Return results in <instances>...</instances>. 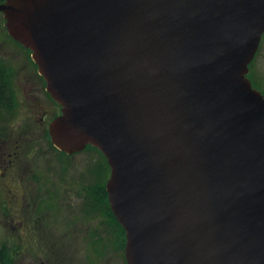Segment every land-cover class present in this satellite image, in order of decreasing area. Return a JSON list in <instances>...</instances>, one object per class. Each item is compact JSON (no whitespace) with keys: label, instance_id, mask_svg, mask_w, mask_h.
Instances as JSON below:
<instances>
[{"label":"water","instance_id":"1","mask_svg":"<svg viewBox=\"0 0 264 264\" xmlns=\"http://www.w3.org/2000/svg\"><path fill=\"white\" fill-rule=\"evenodd\" d=\"M61 113L105 157L126 264H264V0H5Z\"/></svg>","mask_w":264,"mask_h":264},{"label":"flooded vegetation","instance_id":"2","mask_svg":"<svg viewBox=\"0 0 264 264\" xmlns=\"http://www.w3.org/2000/svg\"><path fill=\"white\" fill-rule=\"evenodd\" d=\"M4 23L3 18L4 41L31 56ZM38 75L33 83L39 90L32 85L24 90L30 80L13 78L0 60V227L20 243L14 254L23 264H108L113 251L126 264L124 229L108 219L107 192L104 197L99 188L107 161L90 144L73 153L54 145L49 126L61 105ZM6 249L11 264L13 251Z\"/></svg>","mask_w":264,"mask_h":264},{"label":"rangeland","instance_id":"3","mask_svg":"<svg viewBox=\"0 0 264 264\" xmlns=\"http://www.w3.org/2000/svg\"><path fill=\"white\" fill-rule=\"evenodd\" d=\"M3 18L0 15V60L6 61L9 68L11 69V74L13 78H28L27 84H23L22 86H26L23 88L27 90V86L32 85L34 90H39L38 86L33 83V81H37L35 78H40L37 70L34 68L33 61L31 59L30 54L26 51L18 48L16 45L12 43H7V40L4 41L3 34ZM26 56L28 58H26ZM250 77L254 82V85L257 90H259L264 95V33L261 37L258 50L255 54L254 59L249 66ZM18 86V83L16 84ZM1 216V214H0ZM5 226L2 225L0 227V251L3 249V246L7 247L10 251H13L12 256H10L11 264H23L22 259L19 254H14V252L19 251L20 243L14 239L12 236L7 237L5 235ZM7 250V249H6ZM7 252V251H6ZM20 253V252H19ZM122 254L117 253L116 251L109 252L108 254V264H123L122 263ZM9 264V259L7 261Z\"/></svg>","mask_w":264,"mask_h":264},{"label":"trees","instance_id":"4","mask_svg":"<svg viewBox=\"0 0 264 264\" xmlns=\"http://www.w3.org/2000/svg\"><path fill=\"white\" fill-rule=\"evenodd\" d=\"M251 65V63L249 64V66ZM35 66V65H34ZM247 77L249 78V80L251 81V84H252V86L254 87V88H256L255 87V85H254V82H253V80L251 79V77H250V73H248L247 74ZM108 174H109V169H108ZM108 174L107 175H104V176H102V178H100V180H99V185H100V190H101V192L103 193V196L105 197V194H106V192H105V188H104V184H105V180H106V177L108 176ZM107 217H108V219H110V220H112V221H115L116 219H115V217H114V215L112 214V212H111V210H110V208H109V206H108V203H107ZM116 222V221H115ZM119 226V225H118ZM120 227V226H119ZM121 229V228H120ZM121 233L123 234V230L121 229ZM7 261H8V258H7V256H6V247L5 246H3V249L0 251V264H8L7 263Z\"/></svg>","mask_w":264,"mask_h":264}]
</instances>
